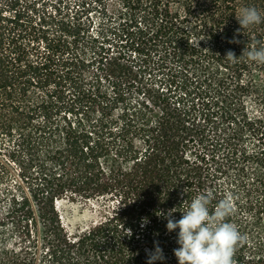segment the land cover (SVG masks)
Listing matches in <instances>:
<instances>
[{
    "label": "trees",
    "instance_id": "obj_1",
    "mask_svg": "<svg viewBox=\"0 0 264 264\" xmlns=\"http://www.w3.org/2000/svg\"><path fill=\"white\" fill-rule=\"evenodd\" d=\"M118 3L123 21L94 36L88 13L106 11L103 0H0V149L21 177L12 187L0 157V200L21 241L0 243V264H147L144 245L155 237H173L169 244L179 247V229L169 233L157 214L183 211L184 200L204 192L212 193L214 210L226 192L217 179L231 171L229 190L254 194L246 207L256 215L251 224L261 222L264 175L249 185L246 170L252 158L264 171V65L224 57L264 44V21L243 30L235 15L255 6L264 17V0ZM196 38H206L200 48L189 44ZM91 63L101 72L88 80ZM156 71L166 91L148 81ZM133 87L144 99L127 100ZM247 99L262 111L250 115ZM63 197L116 205L69 232L56 207ZM235 211L228 222L239 221ZM142 218L149 221L143 228Z\"/></svg>",
    "mask_w": 264,
    "mask_h": 264
},
{
    "label": "rangeland",
    "instance_id": "obj_2",
    "mask_svg": "<svg viewBox=\"0 0 264 264\" xmlns=\"http://www.w3.org/2000/svg\"><path fill=\"white\" fill-rule=\"evenodd\" d=\"M44 0H42L43 2ZM51 3L55 2V0H46ZM69 4L75 3V0H71V3L69 0H66ZM104 6H106V11H97L92 10L88 14L90 16V19L93 20V27L90 29V32L96 36L97 33H101L108 30V26L113 22L117 26L120 25V21L123 19H120L119 17V3L118 0H103ZM65 3V2H64ZM101 12V13H100ZM110 33V32H109ZM100 41H104L100 38ZM125 42V41H124ZM109 46V44H106ZM117 49V48H115ZM86 58L87 61H91L94 59V53L92 52V49L89 47L86 49ZM127 50V48H126ZM101 71L97 70L95 65L89 64L85 70V76L88 80L92 78H96V74H99ZM160 74V75H158ZM163 74L159 72L152 73L151 77L147 74V77L150 79L148 80L150 83H153L156 88H158L160 91H166L167 87H170L167 80L163 78ZM147 81V79H145ZM102 87L109 92L110 95L113 94V89L109 84V81L106 79H103L101 81ZM136 87H133V90H130L129 92H126L125 95L127 97V100L131 101L132 103H135L137 99H144L143 93L135 89ZM143 97V98H142ZM123 105V102H120L119 106L121 107ZM246 109L249 111L250 115H256L262 111V107L260 105H255L250 99L246 100L245 103ZM70 114V113H69ZM246 148L249 152H251L255 145L254 142L247 138L245 140ZM0 157L2 159V164H5L7 170H10V181L9 184L12 187H17L18 180L21 179L20 177V169L17 163H15L11 158L9 157V154L4 149H0ZM249 162L247 163V170H246V181L256 185V180L259 175H264V171L260 169L259 165L254 163V160L249 159ZM235 176V171H231L228 174L222 175L221 177H218L217 182L222 183V186H224L225 194L231 193V190H229L230 185L226 182L230 177ZM225 179V180H224ZM2 189L6 187V184L0 185ZM234 197V205H236V200L240 199L242 204H244V207H233L234 210H236L235 214H237V217L239 218L238 222L243 223L242 229L239 230L240 234L245 237V239L238 243L234 252V261L235 264H239L240 260L243 258V260L246 262H249V264H255L257 261H264V214L261 212L259 214L258 220L261 222L259 225L253 226L251 223L253 222V215L254 211H249L247 209V205L250 201H256L255 195H243L242 192H238L237 196L232 194ZM1 199V198H0ZM240 202V203H241ZM252 202L251 205H252ZM116 204L113 200H108L106 198H100V199H91L90 201H82V200H71L67 197L59 198L56 200V207L58 209L60 218L64 226L69 232L76 231L77 228H82L90 225L92 222H96L100 219L105 218L106 215L111 213L113 207ZM8 202L7 200L3 199L0 200V243L4 242L3 240H6L7 245L10 247H17L19 244H21V241L18 237L17 231L15 227L12 224V221L8 217ZM253 210V209H252ZM236 219V220H237ZM235 221V220H234ZM238 222H234L238 228ZM239 229V228H238ZM156 240L146 242L144 245L145 252L146 250H154L155 248V242L158 241L160 247L163 249L164 256L166 259L163 262V264H178V260L174 255V248L172 247V244H169L171 242L172 238L169 241H166L163 243V240L158 239V237H155ZM5 242V243H6ZM164 245V246H163ZM147 254V252H146ZM40 261V259L38 260Z\"/></svg>",
    "mask_w": 264,
    "mask_h": 264
},
{
    "label": "clouds",
    "instance_id": "obj_3",
    "mask_svg": "<svg viewBox=\"0 0 264 264\" xmlns=\"http://www.w3.org/2000/svg\"><path fill=\"white\" fill-rule=\"evenodd\" d=\"M235 15L243 30L264 21L260 10L255 6H244ZM205 39L196 38L188 41L191 47L200 48V41ZM229 42L239 41L233 39ZM243 56L256 64L264 65V44L257 46L253 43L250 48L246 47L240 56L229 50L224 58L234 61ZM184 193L181 195L183 196ZM212 200V193L204 192L195 196L190 203L184 200L182 205H186V208L183 211H177L179 207H174L167 213L160 211V214H157L167 220L166 227L169 233L179 229L177 234L179 247L174 249L178 264H235L233 259L235 248L245 237L240 234L237 226L227 219L233 212L234 197L231 193L225 194L214 210L210 207ZM176 212L182 213L179 220L174 219ZM148 222L147 218H142L141 227H146ZM125 231L126 236L131 238L132 229L128 228ZM146 252L147 264H156L157 261L162 262L166 259L158 241L155 242L154 250H146Z\"/></svg>",
    "mask_w": 264,
    "mask_h": 264
}]
</instances>
